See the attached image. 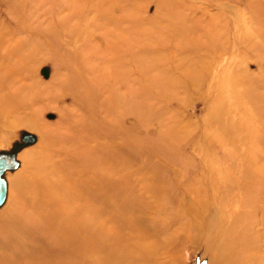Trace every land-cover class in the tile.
Segmentation results:
<instances>
[{"label":"rangeland","instance_id":"1","mask_svg":"<svg viewBox=\"0 0 264 264\" xmlns=\"http://www.w3.org/2000/svg\"><path fill=\"white\" fill-rule=\"evenodd\" d=\"M214 241L264 264V0H0V264Z\"/></svg>","mask_w":264,"mask_h":264},{"label":"bare ground","instance_id":"2","mask_svg":"<svg viewBox=\"0 0 264 264\" xmlns=\"http://www.w3.org/2000/svg\"><path fill=\"white\" fill-rule=\"evenodd\" d=\"M31 178H36L35 177V174H33V176H31ZM190 203V202H189ZM192 204V203H191ZM195 207V206H194ZM193 208V207H192ZM194 209V208H193ZM192 209V210H193ZM202 209V208H201ZM198 211H200V210H198ZM197 214H199L198 212H197ZM200 215V214H199ZM205 216V215H204ZM207 220H209V218L207 219ZM214 220V219H213ZM219 220V219H218ZM212 221V220H211ZM220 222V221H219ZM216 223V222H215ZM210 225H211V222L209 223ZM192 225V224H191ZM191 227V226H190ZM195 227V226H194ZM208 227V226H207ZM206 227V228H207ZM208 230V229H207ZM191 231H193V230H191ZM226 234V233H225ZM213 235V234H212ZM217 236V235H216ZM218 236H220V235H218ZM221 237V236H220ZM201 238V237H200ZM203 238V237H202ZM202 238L200 239V240H202ZM219 238V237H218ZM192 239H194V237L192 238ZM216 239H217V237H216ZM200 240H199V242H200ZM218 240V239H217ZM211 241V240H210ZM201 246V245H200ZM207 246V247H206ZM201 247H203V244H202V246ZM200 247V248H201ZM205 247H206V249H205V258H204V260H201L202 261V264H208L207 262H209V259H213L212 258V255H210L213 251H214V248L215 247H217V242L215 243V241H214V243H211V242H209V244L208 245H205ZM207 259V261H205Z\"/></svg>","mask_w":264,"mask_h":264}]
</instances>
